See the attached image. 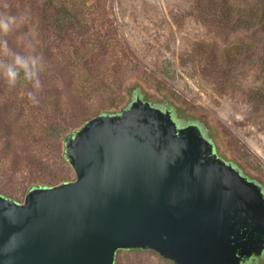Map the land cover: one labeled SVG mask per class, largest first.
Segmentation results:
<instances>
[{"label":"rangeland","instance_id":"rangeland-1","mask_svg":"<svg viewBox=\"0 0 264 264\" xmlns=\"http://www.w3.org/2000/svg\"><path fill=\"white\" fill-rule=\"evenodd\" d=\"M252 3L0 0V16L26 18L3 37L11 51L35 49L44 65L38 91L0 79V195L21 202L33 179L73 180L60 155L69 131L137 96L162 109L169 103L179 123H202L214 152L264 190V28H237L222 8ZM115 264L172 263L130 249Z\"/></svg>","mask_w":264,"mask_h":264},{"label":"water","instance_id":"water-1","mask_svg":"<svg viewBox=\"0 0 264 264\" xmlns=\"http://www.w3.org/2000/svg\"><path fill=\"white\" fill-rule=\"evenodd\" d=\"M75 178L0 195V264H242L264 252V192L195 123L135 97L64 138Z\"/></svg>","mask_w":264,"mask_h":264},{"label":"clouds","instance_id":"clouds-1","mask_svg":"<svg viewBox=\"0 0 264 264\" xmlns=\"http://www.w3.org/2000/svg\"><path fill=\"white\" fill-rule=\"evenodd\" d=\"M25 20L26 18H20L18 21L15 16H0V56L11 58L8 62H0V79H3L10 88L23 80L38 91L41 88L40 74L44 70L40 56L35 54V49L28 54L12 52L8 41L3 38ZM27 95L33 105L39 104L40 101L34 92H28Z\"/></svg>","mask_w":264,"mask_h":264},{"label":"trees","instance_id":"trees-1","mask_svg":"<svg viewBox=\"0 0 264 264\" xmlns=\"http://www.w3.org/2000/svg\"><path fill=\"white\" fill-rule=\"evenodd\" d=\"M224 5L225 6L222 8L227 10L228 20L234 21L233 24L237 28L244 29L248 33L253 32V31L257 32L259 27L264 28V0H253V3L249 6H247V8L241 7L239 4H237L236 7H234V8H232L230 5H227V4H224ZM232 11H234V12L232 13ZM167 105L171 109L172 113L175 114L173 106L170 105L169 103ZM112 112H115V110ZM102 113H104V112H102ZM74 130H76V129L70 130L69 133L73 132ZM64 136L65 135H62L60 133L57 135L58 141H60V143H61L62 138H64ZM60 155L66 161V159L63 156L62 150L60 151ZM33 180L34 181L32 182V184H30L29 187L38 186V185L39 186H53L55 184L66 181V180L62 179V180H58L54 183H50V182L45 183L41 180L40 181L39 180L37 181V179H33Z\"/></svg>","mask_w":264,"mask_h":264},{"label":"flooded vegetation","instance_id":"flooded-vegetation-1","mask_svg":"<svg viewBox=\"0 0 264 264\" xmlns=\"http://www.w3.org/2000/svg\"><path fill=\"white\" fill-rule=\"evenodd\" d=\"M166 109H168V110L171 111L170 108H166ZM171 112H172V111H171ZM172 115H173V118L175 119L173 113H172ZM196 124L200 127V129L202 130L203 134L205 135V133H204L205 131H204V128H203V126H202V123L197 122ZM205 136H206V135H205ZM246 178H247V177H246ZM262 190H263V189H262ZM263 192H264V190H263ZM262 257H264V252L259 256V258H262ZM257 258H258V257H257ZM257 258L252 257V259H251V258H250V259H247V260H245L242 264H252L253 260H254V259H257Z\"/></svg>","mask_w":264,"mask_h":264}]
</instances>
